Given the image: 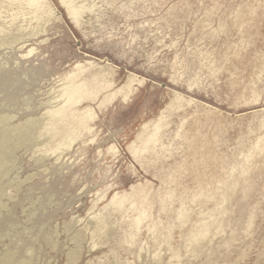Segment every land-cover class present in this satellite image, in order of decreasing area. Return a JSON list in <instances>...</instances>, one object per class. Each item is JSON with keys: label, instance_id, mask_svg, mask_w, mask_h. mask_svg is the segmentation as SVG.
<instances>
[{"label": "rangeland", "instance_id": "obj_1", "mask_svg": "<svg viewBox=\"0 0 264 264\" xmlns=\"http://www.w3.org/2000/svg\"><path fill=\"white\" fill-rule=\"evenodd\" d=\"M5 117L0 264H264V0H0Z\"/></svg>", "mask_w": 264, "mask_h": 264}, {"label": "bare ground", "instance_id": "obj_2", "mask_svg": "<svg viewBox=\"0 0 264 264\" xmlns=\"http://www.w3.org/2000/svg\"><path fill=\"white\" fill-rule=\"evenodd\" d=\"M61 94V93H60ZM90 94V92L88 91V89L85 88L84 85H79V86H71L70 89L65 90V103L68 105L79 102L81 99H83L84 97L88 96ZM63 110H67V109H63ZM58 112L59 113H62ZM57 114V112H56ZM6 120H9L8 117L5 118H0V129L1 128H5L4 124L6 123ZM39 123V121H31V120H27L25 122H23L21 125H19L18 127H15L14 129L20 132L21 136L25 135V137L29 138V136H31L34 132L35 128V124ZM41 124V123H40ZM2 125V126H1ZM13 129V130H14ZM10 132V131H9ZM66 134V133H65ZM53 135V134H52ZM55 135V134H54ZM53 135V136H54ZM71 135V134H70ZM35 136V135H34ZM63 136V135H62ZM68 136V135H67ZM36 138V137H35ZM70 137H66L63 141L66 142L67 139H69ZM1 185V184H0ZM1 188V187H0ZM1 201V199H0ZM68 258L73 259L74 258V253H69L68 254Z\"/></svg>", "mask_w": 264, "mask_h": 264}]
</instances>
